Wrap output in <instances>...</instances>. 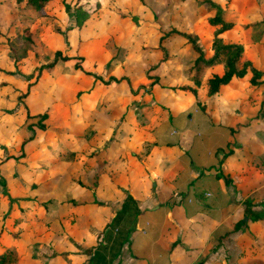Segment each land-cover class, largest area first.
I'll return each instance as SVG.
<instances>
[{"label": "crops", "instance_id": "0c3cea01", "mask_svg": "<svg viewBox=\"0 0 264 264\" xmlns=\"http://www.w3.org/2000/svg\"><path fill=\"white\" fill-rule=\"evenodd\" d=\"M250 60L264 69V48ZM5 65L6 83L16 70ZM245 79L200 97L203 110L192 96L163 112L144 93L143 124L128 113L116 126L105 117L91 118L86 132L79 127L72 141L83 185L49 169L45 202L34 208L19 199L22 211L5 219L20 215L8 227L17 236H0L14 250L9 264H264V95L253 92L264 83ZM226 144L231 152L221 158ZM70 160L60 158L58 168ZM247 208L262 217L250 218Z\"/></svg>", "mask_w": 264, "mask_h": 264}, {"label": "rangeland", "instance_id": "374dc122", "mask_svg": "<svg viewBox=\"0 0 264 264\" xmlns=\"http://www.w3.org/2000/svg\"><path fill=\"white\" fill-rule=\"evenodd\" d=\"M67 1V7L54 1L46 6L44 15H38L24 2L0 0V74L6 62L13 63L16 70L13 80L0 81V160L13 156L0 161V175L6 181L0 184V215L5 209L7 212L15 209L18 205L14 201L18 204L25 196H38L40 200L45 185L41 165L47 167L50 157L72 159V150L65 147V137L73 136L81 126L86 132L91 118L98 123L108 117L107 127L120 124L128 113L137 119L142 114L138 95L144 93L162 103L163 112L166 109L173 112L190 103L193 95L178 87L191 84L190 68L196 53L178 34L171 33L158 40L163 31L171 27L187 31L204 53L209 48L211 26L206 22L209 8L197 0ZM218 1L225 6L224 17L234 22L235 29L227 31L225 39L239 40L243 44V58L255 59V50L264 48V30H260L261 24L247 27L241 24L261 18L264 0ZM76 5L81 6L91 23L86 20L76 24L73 14ZM25 26L32 32L31 47L21 38ZM10 48L14 52L13 62L7 56ZM56 49L73 57L57 60L51 70L37 73L38 66L49 62ZM74 56L83 57L81 62L91 75L74 71L72 64L78 61ZM154 62L157 65L150 68ZM217 68L213 65L206 70ZM145 71L152 77H145ZM123 74L129 79L121 78ZM110 76L120 79L101 82L100 79L110 80ZM197 90H200L197 99L205 96L202 87ZM263 91L264 84L253 90L264 95ZM26 110L30 114L45 111L46 118L41 121L45 129L38 130L36 117L26 118ZM29 124L35 125L33 131ZM32 133L35 138L21 147L22 139ZM68 164L66 171L71 179L76 176V166L72 160ZM50 170L54 171L53 176L64 171L58 164ZM58 180L52 184L54 191ZM8 195L12 199L8 200ZM2 220L0 217V226ZM6 226L9 231L14 230Z\"/></svg>", "mask_w": 264, "mask_h": 264}, {"label": "trees", "instance_id": "16d2710c", "mask_svg": "<svg viewBox=\"0 0 264 264\" xmlns=\"http://www.w3.org/2000/svg\"><path fill=\"white\" fill-rule=\"evenodd\" d=\"M17 2H24L26 4H28L29 6H31L36 12L37 14H43L46 13V6L49 4H53L54 1H58L59 3H61V5H63L64 7H67L68 5V1L67 0H16ZM53 2V3H52ZM198 4H202L204 6H206L208 9V13L206 15V22L208 25L211 26V39H210V53L208 55H205V53L203 52V50L200 48V46L197 44L196 39L194 38V36L192 34H190L187 31H183V30H178L177 28L171 27L169 30L163 31L160 35H159V39L161 40L163 37L171 34V33H175L180 35L181 37H183L185 39L186 42L189 43L191 49L196 53V55L193 58V62L190 68V80H191V84H183L181 86H179L178 88L183 89V90H187V92H189L190 94L193 95L194 97V102L197 105V107L201 110H203V105H204V101L201 100L200 98L197 99V88L200 86L202 87L204 90V94L206 97H210L213 96L214 94H216L220 87L229 84L234 78H243L246 77V82L249 85H258L260 83H264V69H258L255 65L252 64L251 60L247 59V58H243V44L239 41H232L229 39H224L223 36L221 35L222 32L230 29L231 27L234 26V22L230 19H226L224 17V12H225V7L222 6L218 1L216 0H197ZM261 4L264 5V2H262ZM260 4V5H261ZM262 6V5H261ZM81 6L80 5H76L75 8L73 9V14L75 17V21L76 24H80L81 22L86 20V14H84V12L81 11ZM12 24H15L14 20L11 21ZM261 24V31L264 30V12H262V16L260 19L258 20H251L248 22H244L242 23V27H247L250 25L253 26H258ZM35 26V25H34ZM21 34V38L27 42V45L29 47L32 46V32L31 29H29L27 26H25L22 29ZM159 45V42H158ZM161 46V45H160ZM162 52L164 53V48L162 47ZM8 58L12 60V62L14 61V52L12 50V48H10L9 52H8ZM73 56H69V55H65L62 54L60 52L59 49L54 50V55L53 58L49 61V62H45V63H41L38 68H37V73H39L40 71H49L51 70V68L54 66V64H56L57 60H67V59H71ZM76 57V59L78 61L74 62L72 64V67L75 71H78L80 73H84V74H89L91 75V72L86 70L83 66V62H81L83 60L82 56H74ZM13 64V63H11ZM215 64H221L222 68L219 72H215V71H207L206 68L207 67H211ZM157 64L154 62L150 65V68L155 67ZM13 66V65H12ZM14 68V67H13ZM1 70V68H0ZM14 70H10L7 71L9 73H13ZM206 71V74L204 75V72ZM145 77H152L151 75L147 74V71L144 72ZM98 78H101L99 76H96ZM126 74L121 75V78L124 79H129V77H127ZM120 78H116L114 76H110V80H101L102 83H109L110 81H119ZM156 76H153V80L155 81ZM151 80V82L153 83L154 81ZM28 85V84H27ZM134 92V91H133ZM27 94V91H24V95ZM262 105H264V98L262 100ZM25 117L29 118V117H36V121L38 122L37 124V128L38 130H43L45 129V126L43 124V119L46 118V112L42 111V112H37L34 114H30L27 110L25 111ZM135 119V118H134ZM137 122H139V124H143L145 119H143L142 114L141 116H138L137 119H135ZM90 125V123H89ZM35 125L34 124H29V127H32V131H33V127ZM84 126H81V128H83ZM230 131L232 132L231 128H229ZM35 134H30L28 135L25 139H22L20 146L22 147V144H24L25 141L29 142L31 140H33L35 137ZM64 136H66V134H64ZM71 137V138H70ZM72 137L71 135H67L65 137V147L66 149L70 148L72 150V161H74V166L76 165L75 162L77 160V154L78 152L74 149V144L72 141ZM72 143V146L71 144ZM229 144V143H228ZM226 144V146L228 145ZM166 145H169V143H167ZM71 146V147H70ZM231 152V148L229 147V145L226 148V151L222 153L221 158L224 157L225 155H227L228 153ZM54 154V153H53ZM135 155V154H132ZM83 156V157H87ZM136 156V155H135ZM10 158L13 156H7L5 157L3 160H5L6 158ZM220 158V160H221ZM60 158H57L55 160H53V157H50V160H48L50 163L49 166H45V165H41V173L43 174V182L46 183L50 176L48 175V171L51 167H55L58 162H59ZM2 159L0 161H3ZM84 163V161L82 162ZM45 169V170H44ZM77 169V167L75 168ZM44 170V171H43ZM67 169H65L63 172L64 173H68L66 171ZM72 182L78 183V184H82L80 178L76 175V176H71L70 179ZM56 181V180H55ZM4 182H6L3 178V176L0 175V184H4ZM24 199H29L30 201L34 202L33 203V207L36 208L37 206H40L42 204V202H45V200H38V196H25L23 197ZM12 199L9 195H8V200ZM14 205L17 206V209L19 211H22V206H20L19 204H17L14 201ZM8 208V207H7ZM11 211V210H10ZM10 211H6V209L4 211L1 212L2 215H0V217H2L4 220H2L1 222H3V224L0 226V236L4 233L7 234V236H17V232L16 230L13 231H9L6 230V225H12L14 226V224L20 219V215L19 217L17 216H13L11 217L10 222H5V219L9 216ZM245 215L249 216L250 218H260L262 217V214L260 212H253L250 211L249 208L245 209ZM6 226V227H5ZM5 227V228H3ZM1 241V240H0ZM2 248L0 249V264H9L10 261L13 259V255H14V250L13 248L9 245L6 244L4 241V237H3V242H0Z\"/></svg>", "mask_w": 264, "mask_h": 264}]
</instances>
